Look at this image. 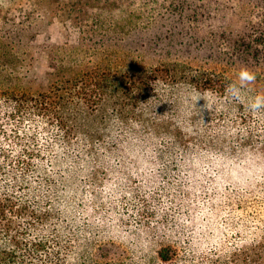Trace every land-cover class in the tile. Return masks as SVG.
Returning <instances> with one entry per match:
<instances>
[{
  "label": "trees",
  "instance_id": "1",
  "mask_svg": "<svg viewBox=\"0 0 264 264\" xmlns=\"http://www.w3.org/2000/svg\"><path fill=\"white\" fill-rule=\"evenodd\" d=\"M125 1L0 0V264H264V0Z\"/></svg>",
  "mask_w": 264,
  "mask_h": 264
},
{
  "label": "rangeland",
  "instance_id": "2",
  "mask_svg": "<svg viewBox=\"0 0 264 264\" xmlns=\"http://www.w3.org/2000/svg\"><path fill=\"white\" fill-rule=\"evenodd\" d=\"M232 2L233 4H231ZM225 4H227V6L236 7L235 1H231ZM142 6H143L142 4H139V0H137L135 7L138 8L137 11L139 12L137 13L138 15L136 16V18L138 16L140 17V14L143 13L142 10L140 9V7ZM26 7L27 5L24 6V8ZM121 8H124L125 10L131 9V7L128 6L125 0H122ZM49 20L50 21L48 22L49 24L47 26L45 27L43 26L44 28H42V26L40 27L41 31L35 36V39L31 42V45L35 44L34 46H31L29 49L31 54L28 53V57L31 55L33 57L32 73L36 79V82H35L36 84L40 82H44L45 73L49 69L50 56L52 53L57 54V51L55 48H50L51 45L52 44L53 45H63V44L75 45L79 38L78 27L73 22H71L65 16L64 13H57L56 15H53L52 17H50ZM36 45L38 47H36ZM19 55L22 58L26 57V53H21ZM23 71L25 73V69H23ZM23 75H29V73L27 74L25 73ZM36 84L33 85V89L36 88ZM217 101H219V99ZM190 103H192V101ZM215 104H218V102H216L215 99H213V101L209 103L210 106H214ZM191 108L192 109L195 108V110H197L198 108H200V106L195 105V107L192 106ZM190 117L191 116H189L188 119H191ZM191 130H198L197 123L195 126H192L190 128L188 133H191L190 132ZM195 135L197 136V134Z\"/></svg>",
  "mask_w": 264,
  "mask_h": 264
},
{
  "label": "clouds",
  "instance_id": "3",
  "mask_svg": "<svg viewBox=\"0 0 264 264\" xmlns=\"http://www.w3.org/2000/svg\"><path fill=\"white\" fill-rule=\"evenodd\" d=\"M255 77L247 69H242L239 73V84L230 85L228 88V93L235 99H239L242 95L241 89L244 88L250 81L254 80ZM203 98L202 96L199 98ZM197 99L196 102L199 100ZM264 105V97L258 96L254 100L250 101L249 106L252 109H258L260 106Z\"/></svg>",
  "mask_w": 264,
  "mask_h": 264
}]
</instances>
